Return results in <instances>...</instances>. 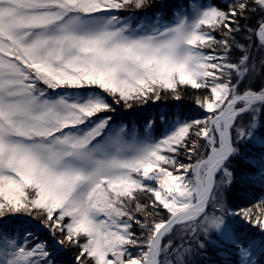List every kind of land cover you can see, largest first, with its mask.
Returning a JSON list of instances; mask_svg holds the SVG:
<instances>
[{
    "label": "snow or ice",
    "instance_id": "obj_1",
    "mask_svg": "<svg viewBox=\"0 0 264 264\" xmlns=\"http://www.w3.org/2000/svg\"><path fill=\"white\" fill-rule=\"evenodd\" d=\"M254 53L264 0H0V264H264V196L228 195L264 189Z\"/></svg>",
    "mask_w": 264,
    "mask_h": 264
},
{
    "label": "trees",
    "instance_id": "obj_2",
    "mask_svg": "<svg viewBox=\"0 0 264 264\" xmlns=\"http://www.w3.org/2000/svg\"><path fill=\"white\" fill-rule=\"evenodd\" d=\"M189 0H150V3L160 5L162 3H169V4H180L185 3L187 4ZM217 3H222V0H215ZM213 3V0H212ZM254 56L260 58L264 56L261 53H254ZM203 95L202 92L199 90H194L188 88L182 92V99L177 101L174 100L171 96H168L161 101L156 102L155 104L149 102L148 105L143 106L141 108H137L135 110H126L119 108L121 115L125 116L128 114H134L136 116H144L147 117L149 115H156L159 114H168V116L173 117L174 115L183 113L184 116H195L198 115V110L194 107V99L197 96ZM127 117V116H126ZM230 200L234 203H238L241 206H246L248 202H254L261 196H264V189L255 188H245L244 186L238 185L231 189L228 193ZM75 255L74 249H68L66 252L64 259L71 264V261ZM207 257H205V264H207ZM212 259H220L218 257H212Z\"/></svg>",
    "mask_w": 264,
    "mask_h": 264
},
{
    "label": "rangeland",
    "instance_id": "obj_3",
    "mask_svg": "<svg viewBox=\"0 0 264 264\" xmlns=\"http://www.w3.org/2000/svg\"><path fill=\"white\" fill-rule=\"evenodd\" d=\"M207 3H212V0H207ZM172 19V17L171 16H169V17H165V21L167 22V21H169V20H171ZM117 116L118 117H120V118H123V119H125L126 121H131L132 123H134V124H136L138 127H142V125L144 124V122H145V120L146 119H155L156 118V115H149V116H147V117H144V116H136V115H134V114H128V115H125V116H122L121 115V112H120V110H119V107L117 108ZM127 116V117H126ZM180 115L179 114H177V115H174L173 117H171V116H168V119L169 120H173V119H175V118H177V117H179ZM164 124L163 123H161L158 127H157V129H156V133L157 134H159V132H161L162 130H163V128H164ZM181 159L183 160V162H185V163H187V160L186 159H184V157L182 156L181 157ZM59 238V237H58Z\"/></svg>",
    "mask_w": 264,
    "mask_h": 264
}]
</instances>
